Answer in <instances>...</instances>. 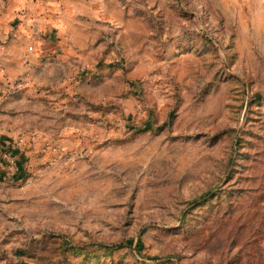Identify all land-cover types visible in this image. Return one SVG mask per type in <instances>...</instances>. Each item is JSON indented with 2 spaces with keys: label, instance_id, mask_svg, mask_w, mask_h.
<instances>
[{
  "label": "rangeland",
  "instance_id": "374dc122",
  "mask_svg": "<svg viewBox=\"0 0 264 264\" xmlns=\"http://www.w3.org/2000/svg\"><path fill=\"white\" fill-rule=\"evenodd\" d=\"M0 264H264V0H0Z\"/></svg>",
  "mask_w": 264,
  "mask_h": 264
},
{
  "label": "crops",
  "instance_id": "0c3cea01",
  "mask_svg": "<svg viewBox=\"0 0 264 264\" xmlns=\"http://www.w3.org/2000/svg\"><path fill=\"white\" fill-rule=\"evenodd\" d=\"M13 1H14V0H13ZM11 3H12V2H11ZM13 3H14V2H13ZM13 3H12V4H13ZM23 4H25V5L23 6V7H25V6H26V3L24 2ZM14 5H15V4H14ZM14 5H12L11 8H15V9H16V6L14 7ZM38 7L41 8V7H43V6H42V4H41V5H39ZM15 9H14L12 12H10L9 15L12 16V15L16 14V18H17L16 21H18V22L20 21V22H21V20H22V15L24 14V11H23V10H20V12H18L19 10L16 9L17 11H15ZM16 32H18V31H16Z\"/></svg>",
  "mask_w": 264,
  "mask_h": 264
}]
</instances>
